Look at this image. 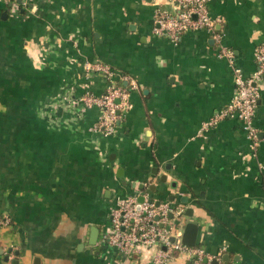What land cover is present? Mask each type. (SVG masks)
Here are the masks:
<instances>
[{
  "label": "crops",
  "instance_id": "obj_1",
  "mask_svg": "<svg viewBox=\"0 0 264 264\" xmlns=\"http://www.w3.org/2000/svg\"><path fill=\"white\" fill-rule=\"evenodd\" d=\"M18 3L0 0V264H144L103 239L116 201L133 195L170 201L198 224L191 247L219 264H264L263 88L256 144L236 118L206 125L234 93L232 66L256 68L264 0H208L219 39L177 41L151 31L169 0ZM96 64L135 82L109 135L81 101L105 89Z\"/></svg>",
  "mask_w": 264,
  "mask_h": 264
},
{
  "label": "built area",
  "instance_id": "obj_2",
  "mask_svg": "<svg viewBox=\"0 0 264 264\" xmlns=\"http://www.w3.org/2000/svg\"><path fill=\"white\" fill-rule=\"evenodd\" d=\"M18 1V4L26 7L32 0ZM169 1L174 10H158L155 13L151 29L153 35L177 41L187 31L205 30L213 33L216 20L209 15L208 0ZM213 36L219 39V34L214 32ZM219 55L231 61L228 50L221 49ZM255 61L256 68L249 76H244L239 67L232 66L234 93L229 102L206 124H215L225 117L236 118L253 144L257 143L258 132L253 117L262 88L264 90V42L256 47ZM92 69L104 76L105 89L100 95L83 97L81 101L87 106L99 108L100 115L94 128L109 135L115 131L116 123L130 107L129 95L135 82L130 80L128 86L122 85L121 82L127 81V77L121 76L120 81H116L115 72L108 66L96 64ZM170 214L174 215V207L168 200L157 204L143 196L139 202L134 195L118 199L110 211L103 239L125 260L135 258L143 259L144 264H169L180 253H184L190 264H210L213 258L205 256L202 249L182 243L181 224L174 216L170 218ZM7 224V218L0 220V225Z\"/></svg>",
  "mask_w": 264,
  "mask_h": 264
},
{
  "label": "water",
  "instance_id": "obj_3",
  "mask_svg": "<svg viewBox=\"0 0 264 264\" xmlns=\"http://www.w3.org/2000/svg\"><path fill=\"white\" fill-rule=\"evenodd\" d=\"M143 200V197H139L138 201L141 202ZM157 204L159 203L158 201L156 202ZM170 218H172L174 215L170 214ZM181 228H182V243L187 246H194L195 245V240H196V234H197V229H198V224L192 221H182L180 222ZM98 230L97 228L92 229V235H91V243L94 244L96 242ZM228 255H225L222 257L223 260H228ZM17 263V262H16ZM212 264H219L217 259L212 260Z\"/></svg>",
  "mask_w": 264,
  "mask_h": 264
}]
</instances>
